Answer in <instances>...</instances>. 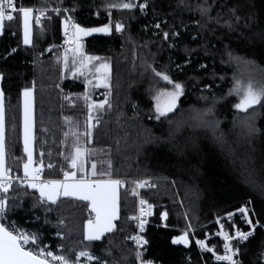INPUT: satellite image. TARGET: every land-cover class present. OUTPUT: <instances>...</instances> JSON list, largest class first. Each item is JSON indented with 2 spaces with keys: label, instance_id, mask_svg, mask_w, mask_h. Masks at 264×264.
I'll return each mask as SVG.
<instances>
[{
  "label": "trees",
  "instance_id": "trees-1",
  "mask_svg": "<svg viewBox=\"0 0 264 264\" xmlns=\"http://www.w3.org/2000/svg\"><path fill=\"white\" fill-rule=\"evenodd\" d=\"M118 2L16 0L18 8L47 12L40 24L33 18L31 44L23 43L19 13L5 20L0 31L6 167L21 174L26 161L21 103L25 88L33 90L35 166L52 165L46 175L58 177L68 165L65 157L72 146L64 145L65 117L81 115L72 102L84 84L62 74L57 44L64 15L52 9H69L75 23L85 28L111 21L110 33L85 37V51L109 64L112 105L91 129L87 146L94 152L86 158V168L96 160L97 169L110 171L111 178H145L154 185L142 191L153 205L152 224L145 230V258L166 264H227L200 251L196 234L212 232L210 221L245 202L259 226L251 238L235 242L237 260L264 264V107L242 113L233 107L238 102L235 93L228 95L234 77L264 86V0H132L137 7L131 10L106 8ZM140 4H146L143 11ZM197 5H211V10L201 15ZM117 21L124 25L121 32L115 31ZM164 32L169 33L167 40ZM48 46L52 50L46 52ZM226 51L255 63L230 61ZM153 68L184 85L177 109L160 120L152 96L171 85ZM249 124L258 131L251 134ZM8 196V218L38 233L39 242H49L56 253L73 258L87 249L107 264H135L134 247L126 240L134 230L130 184L119 187L114 230L97 241L84 239L87 201L61 196L55 204L41 203L38 190L16 184ZM162 212H167L164 220ZM185 230H192L190 245L173 244L172 238Z\"/></svg>",
  "mask_w": 264,
  "mask_h": 264
},
{
  "label": "snow or ice",
  "instance_id": "snow-or-ice-1",
  "mask_svg": "<svg viewBox=\"0 0 264 264\" xmlns=\"http://www.w3.org/2000/svg\"><path fill=\"white\" fill-rule=\"evenodd\" d=\"M137 7L132 0L123 2L120 0L118 3H109L106 5L107 9H128L131 10ZM146 4H140L139 8L143 11ZM201 15H207L211 10V5H197ZM38 14L35 16V23L40 24L41 17L45 15L47 9H36L31 7H17L15 0H0V31L3 30L4 21H12L14 19V13H19L23 18V43L25 45L31 44L32 32L30 22L32 20L33 12ZM53 12H61L62 9L59 7L53 8ZM67 12L69 9H63ZM64 35L68 38L66 43L72 42L75 44L73 51L83 56L82 45L79 43L82 36L90 35L94 32L110 33L112 31L111 21L104 24L101 27L85 28L75 23L71 16H68L63 21ZM156 27L160 25L157 23ZM124 25L117 21L115 23V31L121 32ZM173 36L177 33H172ZM163 37L165 40L168 39L169 33L164 32ZM16 49H12L15 52ZM229 60H235L238 63L243 62L245 64H254V61L244 60L241 57H235L230 51L225 53ZM99 57L83 56L80 67L84 68L88 63L93 60H99ZM75 63V62H74ZM65 66H67V57L65 56ZM179 67V66H178ZM203 67V65L201 66ZM79 70V69H77ZM154 74L160 79L166 81L171 85V88L159 89L152 96L153 108L155 112V118L160 120L162 117L167 118L169 113H172L178 107V102L181 96L184 94V85L179 81H174L172 78L164 73L152 69ZM96 72L100 75L96 76V86L99 87L103 84L109 89L108 94L105 98L99 102L91 101V97L87 94L84 95L86 107L88 110V117L85 122L86 131L81 134L78 131V124L73 125L70 117H65V121L69 124V132H65L64 136L67 138L69 135L73 138L72 151L67 157H65L69 170L63 171V180H41L40 172L42 171L41 166H33V133H32V114H31V96L32 89L25 88L23 90L24 96V115H23V151L27 154V160L23 163V178L12 177L10 169L5 165V139H4V107H3V91L0 90V264H80V258H85L86 261H95L96 264H107V261L101 260L99 257L93 255L89 250L84 249L77 252L76 260L73 261L65 254H57L48 248L47 245L41 246L39 243L40 235L36 232H28L22 228H18L15 222H12L11 227L7 226L4 222L7 216L8 203H9V190L13 184L14 179H19L22 184H26L28 187L38 190L39 200L43 203L45 200L55 204L59 197H77L80 200L88 202V208L91 210L89 218L85 221L83 226L84 239L87 241L100 240L106 233H110L114 230V220L118 219L119 211V196L118 187L122 185L123 181L119 179H111L109 172H97V161H91L90 171L86 168V158L90 157L94 150L89 149L81 144L80 137L84 135L88 141L91 140V129L94 126L92 124V112L94 110H100L106 106L110 109L111 103L109 101L110 91V68L108 63H102L96 68ZM3 73H0V79H3ZM90 83V82H89ZM207 87V85L205 86ZM235 95L238 97V102L233 107L242 113H248L249 110H253L256 107H264V86L257 87L251 80L247 82H241L234 77V84L232 89L229 90L228 95ZM203 98V97H202ZM68 99V97H65ZM135 107V105H134ZM212 109H207V112H211ZM97 119V123H98ZM171 123V121H170ZM249 131L254 134L258 131L254 125L249 124ZM43 155V154H41ZM63 155V153H61ZM108 167L110 169L111 162L108 161ZM49 168L52 165H48ZM79 174V177H78ZM107 176V179H91L95 176ZM136 187H143L147 181H134ZM154 187V185H151ZM135 194V193H134ZM140 216L143 217L150 214L151 204H148L146 200L141 199L139 201ZM147 205V209L143 207ZM250 209L247 206H241L236 209L242 219L249 225V231H241L236 229L235 236L230 235L228 232L221 231L218 235L223 237V254L218 255L214 252L213 247H209L206 240H196L197 246L202 251L212 252L215 259L221 262H227V264H240V262L234 257L239 253V248L235 247L231 241L238 239L239 241H246L252 236L255 228L259 224L256 221L254 224L252 219L249 218ZM94 213V218L92 216ZM235 213L229 212L227 216L229 220ZM161 219L164 220L167 217V212H162ZM131 219H137V217H131ZM145 220L140 219L138 227L143 230ZM219 222V219L218 221ZM63 224V221H60ZM223 227V226H221ZM235 227V225H233ZM57 236H61L60 232H57ZM129 239L135 242L137 250L135 251V259L137 264H154L152 260H143L142 252L140 247L147 244V241L142 235H134ZM173 244H185L189 243L188 233L185 232L180 236L172 238ZM62 249L63 246H58Z\"/></svg>",
  "mask_w": 264,
  "mask_h": 264
},
{
  "label": "built area",
  "instance_id": "built-area-1",
  "mask_svg": "<svg viewBox=\"0 0 264 264\" xmlns=\"http://www.w3.org/2000/svg\"><path fill=\"white\" fill-rule=\"evenodd\" d=\"M15 3H16V0H15ZM16 6H17V4H16ZM61 9H62V11L59 12V13H62L64 15V19H66L68 16H71L69 11H67V12L63 11V9H66V8H61ZM54 13L59 14L57 12H54ZM37 14L38 13L34 11L32 15L35 17ZM72 19H73V17H72ZM73 21H74V19H73ZM66 40H68V38L65 37L64 28H63L61 38H60V40H59V42L57 44V48L66 49V50L74 49L75 48V44H73L72 42L66 43ZM45 50H46V52H48V51L52 50V47L48 46ZM37 166H41V168H42V171L40 172V179L41 180H63L64 179L63 171L69 170V166L65 165V166L62 167V174L60 176H58V177H54V176L46 175L47 171H49L51 169V168L48 167V164L47 165H37ZM10 174L14 178H16V177L23 178V175H24L23 173L19 174V173L13 172L11 170H10ZM113 179H119V180L123 181L122 185H120V186H123L125 184H130L132 186V195H133L134 200H135L134 217H137V219H134V230H133V232L130 235H128L126 237V240L128 242H130L133 245V247H134V263L137 264V261L135 259V251L137 250V248H136L135 242L133 240L129 239V238L134 236V235L139 234V235H142L144 237V239L146 240V238H145V230H146V228L149 225L152 224L153 205H152L151 202H149L143 196L142 191L144 189L150 188L152 183H151V181L149 179H145V178L134 179V178H130V177H116V178H113ZM140 180L147 181L148 183L145 186H143V187H136V185L133 182L134 181H140ZM13 184H16L18 186L26 185V184H22L19 179H14L13 180ZM141 199L146 200L148 204L152 205V208L150 209V214H147V215H145L143 217L140 216L141 205H140L139 201ZM241 206H247L250 209L249 218L251 219V208H250V206L247 203L242 202L236 208H234V209H232L230 211H227V212H225V213H223V214H221L219 216H216L212 221H210V225L214 226L213 231L212 232L204 231L202 233H199L196 236L195 240H198V239L206 240V243L208 244V246L209 247H213L214 248V252L216 254L222 255L223 251H224V249H223L224 241H223V237L218 235V233H220L221 231H225V232H228L230 235L235 236L236 229H239L241 231H249V225H247L246 222L242 219L241 215L238 212H236V209L241 207ZM143 207L146 209V211H149L147 209V205H144ZM229 212L235 213L233 215V217L231 218V220H229V218L227 216V213H229ZM140 219H143V220L146 221L145 224H144L143 230H141L138 227V225L140 223ZM218 219H219V222H217ZM4 222L6 223L7 226L11 227L13 220H10L8 218V216H6V219H5ZM253 223L255 224L256 222H253ZM15 225L18 228H22V229L28 231V229L26 227H24V226H20V225H18L16 223H15ZM160 225L164 226V224H160ZM233 225H235V227H233ZM221 226H223V227H221ZM258 226H259V224L255 228L252 236L255 234V231L258 228ZM185 232L190 233V232H192V230H185L183 233H185ZM252 236H250L249 238H251ZM214 240H218V243H214ZM235 242L241 243V242H244V241H239L238 239H234L233 241H231V243L233 245L235 244ZM39 243L41 244V246L47 245L48 248L50 250H52L49 242H44V243L39 242ZM189 245H190V240H189V243L187 245L184 244L185 247H188ZM146 246H147V244L142 245L140 247V251L142 252V259L143 260H152V261H154V264H166V263H163V262L158 261V260L145 258ZM196 246H197V244H196ZM197 248L200 251H202L198 246H197ZM53 252L56 253L55 251H53ZM203 252L211 254L213 256V259L216 260L212 252H207V251H203ZM69 259L75 261L76 260V255L73 258H69ZM234 259L237 260V256L234 257ZM219 262H221V261H219ZM225 263H227V262H225ZM80 264H96V262L95 261H86L85 258L81 257L80 258Z\"/></svg>",
  "mask_w": 264,
  "mask_h": 264
},
{
  "label": "rangeland",
  "instance_id": "rangeland-1",
  "mask_svg": "<svg viewBox=\"0 0 264 264\" xmlns=\"http://www.w3.org/2000/svg\"><path fill=\"white\" fill-rule=\"evenodd\" d=\"M33 18H34V16L32 15V20H33ZM32 20L30 22V26L32 24ZM99 27H101V26H99ZM91 28H95V27H91ZM94 34H105V33L94 32V33H91L90 35H94ZM22 35H23V18H22ZM90 35H87V36H90ZM87 36H82L80 38V41H79V43L82 45L83 56L96 57V56H92V55L88 54L85 51V37H87ZM65 56L67 57V66H65ZM83 56H81L78 53H75L73 51V49L72 50L62 49V50H60V54H59V59L61 62V71H62L63 76L69 77V78H73L75 76L84 84V90L82 92H80L79 94L75 95L73 102H72V105H74L72 107L77 109L79 111V113H81V115L75 119H72L70 117L73 125H77L78 123H80V124H78V131L81 134L85 133V131H86L85 122H86L87 117L89 115L85 100L83 99L84 95L87 94L88 96H90L91 101L99 102V101L103 100L105 98V95L107 94L105 91L106 87L103 84H100V86L97 87L96 86L97 81L95 79L96 76L100 75V73L96 72V68L99 67V65L102 63H107V60H105V59L93 60L90 63H88L86 65V67L81 68L80 63H81V60L83 59ZM77 69H79V70H77ZM0 90H1V86H0ZM21 103H22V122H23V115H24L23 92H22ZM103 113H105L104 108L100 109V110H94L92 112L91 115L93 117V120H92L93 125L97 122V119H98V121L100 120ZM31 114H32V125H33V90H32V96H31ZM32 131H33V127H32ZM65 132H69V124L68 123H67V127L65 128ZM80 142L82 145H84L85 147L88 148L87 144L89 141H88L87 137H85L84 135H81ZM72 144H73L72 136L69 135L67 138L64 136V145L65 146H72ZM32 150H33V144H32ZM26 160H27V154H26ZM97 166H100V164L97 163ZM88 170L90 171V169H88ZM97 172L99 173V172H106V171L97 169ZM78 177H79V175H78ZM107 178H108L107 176L101 177L99 175L95 176V177H91V179H107ZM111 179H113V178H111ZM119 187H118V195H119ZM94 215L95 214L92 213L93 218H94ZM113 223H115V220L113 221ZM202 232H204V231H200L199 233H202ZM199 233H197L196 236ZM180 235H182V234H180ZM180 235H177V236H180Z\"/></svg>",
  "mask_w": 264,
  "mask_h": 264
},
{
  "label": "crops",
  "instance_id": "crops-1",
  "mask_svg": "<svg viewBox=\"0 0 264 264\" xmlns=\"http://www.w3.org/2000/svg\"><path fill=\"white\" fill-rule=\"evenodd\" d=\"M1 86V85H0ZM22 130H23V122H22ZM33 132V131H32ZM22 140H23V131H22ZM33 144V142H32ZM24 147V145H23ZM33 166L35 167L34 160H33ZM22 173H23V166H22ZM24 174V173H23ZM79 175V174H78Z\"/></svg>",
  "mask_w": 264,
  "mask_h": 264
}]
</instances>
